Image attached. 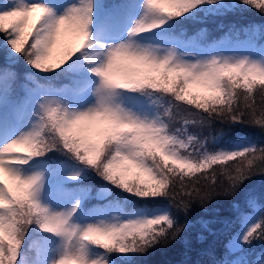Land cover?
Wrapping results in <instances>:
<instances>
[{
    "label": "snow or ice",
    "instance_id": "snow-or-ice-1",
    "mask_svg": "<svg viewBox=\"0 0 264 264\" xmlns=\"http://www.w3.org/2000/svg\"><path fill=\"white\" fill-rule=\"evenodd\" d=\"M167 4L0 0V264H136L195 226L193 202L217 195L233 199L238 227L221 255L207 249L197 264H264V251L251 253L264 243V191L245 189L264 176V143L244 135L212 151L200 138L217 121L264 132V22L227 25L226 35L246 37L231 45L177 39L189 23L242 16L245 6L264 15V0ZM69 35L79 44L52 61ZM20 59L35 71L18 85ZM121 62L137 67L120 72ZM191 84L209 94L190 93ZM216 164L185 179V169ZM93 174L104 182L95 190L85 183ZM117 192L144 207L127 210Z\"/></svg>",
    "mask_w": 264,
    "mask_h": 264
},
{
    "label": "trees",
    "instance_id": "trees-1",
    "mask_svg": "<svg viewBox=\"0 0 264 264\" xmlns=\"http://www.w3.org/2000/svg\"><path fill=\"white\" fill-rule=\"evenodd\" d=\"M261 16L264 18V15L261 14ZM0 42L3 43L1 38ZM208 94L207 91L204 93V95ZM236 126L237 125H225L217 121L216 126L212 129V138L217 141L221 138L222 134H229L227 135V137H229L234 134L233 128ZM245 129L257 132L255 140L264 143V132H261L258 128L247 125H245ZM216 149L217 148H212L210 150L214 151ZM227 163H234V161H229ZM219 167L220 165L216 164L200 172L185 171L187 173L185 179H195L205 173L211 174L213 168ZM260 180L264 181V176L253 177L250 181H246L245 189L251 188L260 192L261 189L256 185ZM209 182H211L210 179ZM243 197L244 193L241 192L239 196L235 197V201L240 202ZM233 202V199L223 195L214 196L207 204L193 202L188 219L192 221L195 226L185 232L172 245L166 248H158L140 257L136 261V264H197V261L204 262L208 259V257L204 255L207 249H215L217 256L221 255L223 252V241L230 234V231H234L235 227H238V225L235 224L238 213L231 207ZM241 209L245 210L242 207ZM218 216H222L225 220L231 221V225L226 226L224 223L220 222ZM181 221L183 222V217H181ZM201 221L207 222L206 228L201 227ZM215 230L218 232L217 238L213 235V231ZM254 246L264 251V243L255 242Z\"/></svg>",
    "mask_w": 264,
    "mask_h": 264
},
{
    "label": "rangeland",
    "instance_id": "rangeland-1",
    "mask_svg": "<svg viewBox=\"0 0 264 264\" xmlns=\"http://www.w3.org/2000/svg\"><path fill=\"white\" fill-rule=\"evenodd\" d=\"M43 2L44 3H48V4H54V3H57L58 4L59 0L58 1H56V0H47V1H43ZM165 3H167V0H161V5L162 4H165ZM37 15H38V13H33L31 15V17H30L29 22L32 21V20H34V19H36V16ZM5 23L7 24V22H5ZM238 24H242V23L239 22ZM224 35H225V32H222V36H224ZM69 36H71V35H69ZM69 36H67L65 39H67ZM241 41H243L242 38L239 39V40L236 39L231 44H234V43H237V42H241ZM73 42L75 44V43H78L79 40H72L71 43H73ZM223 42L226 45H231L228 42H225V41H223ZM62 48H63V46L62 47L61 46H57V47L53 48L52 53H51V59H52V61H54L57 57L61 56V54H62ZM129 65H130L129 62H121L118 71H120V72L127 71L129 69ZM131 67H133V66H131ZM189 87L192 88V89H194V90H200V94H199L200 96H202L206 92V89H205L204 85H202V84H191V85H189ZM91 140L93 142L94 136L91 138ZM147 176H149L147 173H141L140 174V177H147ZM141 180L148 182V180L146 178H142Z\"/></svg>",
    "mask_w": 264,
    "mask_h": 264
}]
</instances>
